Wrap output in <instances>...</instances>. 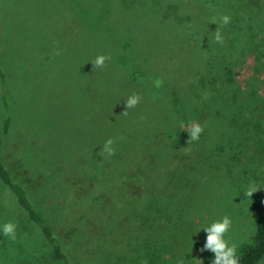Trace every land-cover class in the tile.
<instances>
[{
  "label": "rangeland",
  "instance_id": "374dc122",
  "mask_svg": "<svg viewBox=\"0 0 264 264\" xmlns=\"http://www.w3.org/2000/svg\"><path fill=\"white\" fill-rule=\"evenodd\" d=\"M95 1V7L101 2L108 7L118 0ZM163 1L120 0L116 5L120 26L114 24L111 30L120 35V58H125L118 70L112 60L102 67L91 63L100 54L107 57L109 46L96 50L92 46L96 37L87 25L82 30L84 23L79 21L74 26L71 21L61 31L51 26L52 36L46 32L42 37L49 56L37 46L22 44L14 57L11 8L15 4L19 13L24 3L0 0V57L10 62L13 56L19 64L28 59L37 62L32 73L17 77L21 101L11 106L8 134L3 131L7 114L0 100V159L67 243L73 264H178L184 257L183 264H211L214 254L201 251L206 233L198 229L203 223L222 215L232 217L229 236L239 250L252 241L256 222L264 215V187L250 198L241 192L251 182L264 186V1L190 0L186 4L182 0L173 15L184 24L191 21L187 18L197 24L183 29L184 35L170 32L171 26L163 31L156 26L153 6ZM175 2L179 0L168 3ZM223 14H231L232 20L227 34L222 33L221 45L213 36L224 25L213 21ZM205 60L222 68V74L214 71L213 76L231 102L217 126L229 141H166L161 134L166 122L171 123V114L164 108L169 103L159 90L161 83L167 88L179 84L192 92L191 75L208 68ZM136 70L144 76L141 80L135 79ZM27 76L29 86L24 81L23 89L20 81ZM229 78L234 82L230 84ZM132 94L140 102L126 110L124 102ZM190 95L187 104L195 93ZM208 106L199 105L204 111ZM108 139L114 141L111 156L102 150ZM150 146V166L144 170L150 185L163 186L159 193L155 189L148 194L160 196L163 204L158 207L148 201L131 218L120 220V171L126 167L141 175L144 170H139L135 157L143 158ZM73 193L87 198L72 208L68 199ZM10 204L0 185V209H9ZM96 207L107 222L112 218L114 223L103 225L108 232L91 234L101 216L97 213L87 235L77 236L83 209ZM193 216L196 222L190 219ZM114 227L120 228L121 236L120 231L111 233ZM25 234L32 239L35 233L28 229ZM131 236L138 249L122 253L121 248L131 246ZM257 264H264V257Z\"/></svg>",
  "mask_w": 264,
  "mask_h": 264
},
{
  "label": "trees",
  "instance_id": "16d2710c",
  "mask_svg": "<svg viewBox=\"0 0 264 264\" xmlns=\"http://www.w3.org/2000/svg\"><path fill=\"white\" fill-rule=\"evenodd\" d=\"M94 1L95 0L88 2L78 0H44L42 2L41 0H22L24 7H22L19 13L15 12L14 4L11 8L10 15V28L13 31L12 38L14 42L12 44L13 49H11L13 56L20 54L22 44L37 46L36 48L39 47L44 55L47 54L49 56L47 51L48 46L45 44L42 37L46 36V32L49 37L52 36L51 33H49V30H52L51 26L54 30L61 31L72 24L74 26V23L77 25L76 23L79 21L81 25L84 23V26H81L82 30H84L87 25L88 30L96 37V42L92 44L96 50L102 48L104 44L109 46V48L106 47L108 50L106 55L110 57L107 61L112 60L116 64L117 69L120 70V62L124 63L125 59L123 57L120 58V35L113 34L111 30L114 29L112 28L114 24L115 26H120V17L117 16L116 8L120 0L113 1V3L110 4L111 6L108 7H105V3L102 2L99 6L95 7V2L98 1ZM189 1L190 0H187L186 4ZM163 2L165 3L162 5L159 3L153 6V13L155 15L154 17H156L155 21L158 28L162 30L163 28L171 26L173 30H170V32L184 35L183 29L186 30L189 29L190 26L193 28L197 26L193 18H187L193 22L187 21L185 22L186 24H184L183 19L179 21L181 17L177 18L173 15L174 12L182 6V0L175 2L174 5L168 3L169 0ZM195 8L194 10H196ZM229 15L231 16V14ZM210 21H212V19H210ZM226 26L227 25H224V28L221 27V33L225 35L228 31ZM100 29L102 31H100ZM13 56H11L10 62H8V58L0 57V100L7 114L3 126V131L6 134L9 133L12 127L10 117V113L12 112L11 106H15L20 100L18 89H16L17 77L23 73H32L31 70L34 69L33 67L37 63L36 60L32 61L28 59L24 63L19 64V59L17 62ZM61 62L62 60L59 58L57 63L61 64ZM206 62L208 64H205L208 67L207 69L203 71L194 70L191 75V90L195 93L192 98V103L187 104L186 101L187 98H190L192 95H190V93L192 92L180 89L179 84H176L178 88H167L162 82L161 89L158 88L160 91L162 90L164 100L169 103L168 106L164 105V108L171 114V123H169V121L166 122V127L162 130L161 134V138L166 139V141L189 140L190 137L187 130L179 126L181 121H198L204 126V131L199 141H229L227 137L224 138L217 126L218 121L226 118V108L229 107L231 102L229 98L225 96L228 91L225 92V90L220 87L218 83L219 80H215L216 78L213 76L214 71H216V73L218 72V74H222V68L217 66V64L210 63V60ZM21 66H24L22 71L19 70ZM140 73L141 72L138 71L135 73L136 80H141L144 77ZM41 76L43 77L42 73L38 75V78L40 79ZM29 77L27 76L26 79L20 81L23 83L21 85L23 89L26 88L24 81L29 86ZM228 80L230 84L234 82L232 78ZM155 91L157 92V90ZM220 99H223V101L221 102ZM199 103L204 106L209 105L207 110L204 111L203 108H200ZM172 133L176 134L170 136L169 134ZM125 148L126 146L123 147V149ZM145 150L144 155H142L143 158L139 157L140 159H138V156L135 157V159L137 158L136 161L141 165V167L139 166V170H144V168L150 166L147 158L150 156L151 152H153V148L150 146ZM148 177L149 174L147 170H144L141 175L129 172L126 167H123L122 171H120V197H122V199L120 198V212H118L120 220L123 218H131L130 215L138 209V206H142L148 201H150L149 203L153 204V206L160 207L159 205L163 204L161 203L162 200L160 196L154 198V196L151 197V195L148 194L150 191L151 193L152 191L154 192L155 189H158L157 193H159L162 190L163 183H159L160 187H154V185H150ZM0 185L7 191L11 200L9 209L8 207L0 209V223L13 221L18 225L17 237L15 240H11L0 234V264H73V262H71L67 243H65L64 239L57 233V230L49 224L45 213L34 204L28 189L15 180L1 159ZM134 188L138 190H133ZM69 197L71 198L68 199V203L72 201L70 207L73 208L74 206L80 205V203L84 201L83 198H87V195L73 193L69 195ZM98 209L99 207L83 209L84 214L81 218L82 223L78 226V229L75 230L77 236L87 235L86 233L90 222L95 221L94 219L92 220V218H94V215L96 216L100 213L101 216L97 220L95 226L96 230L90 233L108 232V228H104V226L114 223L115 219L111 218V223L107 222L105 215ZM5 213L8 214L9 217L3 216ZM11 215H13L15 219H12ZM120 225L122 224L120 223ZM120 228H123V225ZM120 228L114 227V229H111V233L117 235L120 231L121 236L122 231L119 230ZM28 229H31V231L35 233L32 239H28L25 236V232L27 233ZM129 231L125 229V232ZM133 237L134 236L128 238V240L132 239L131 246L128 248H121L120 251L122 253H125V251L131 248L138 249L136 243L137 235L135 237L136 240ZM39 243H41L40 246L38 245ZM43 250L45 251L44 253H42ZM238 253L240 255V264H257L264 257V215L259 217L256 222V232L252 241L241 246ZM124 258L128 259V257ZM156 260L160 261V259L157 258ZM107 264H111V262L108 261Z\"/></svg>",
  "mask_w": 264,
  "mask_h": 264
},
{
  "label": "clouds",
  "instance_id": "9594fccd",
  "mask_svg": "<svg viewBox=\"0 0 264 264\" xmlns=\"http://www.w3.org/2000/svg\"><path fill=\"white\" fill-rule=\"evenodd\" d=\"M232 17L227 14L220 15L218 21H213V24L219 23L223 25H228L231 23ZM213 39L218 44H223L224 37L220 30L217 28L214 32ZM107 59L104 55H98L95 57L94 61L91 63L96 67H102ZM156 85L159 86L161 81L157 80ZM140 97L136 94L128 96L124 102L126 110L134 108L140 102ZM126 112V111H124ZM179 126L187 130L190 142L199 141L201 134L204 131V126L198 121L184 122L181 121ZM176 133L169 134L175 135ZM114 141L108 139L103 144V151L109 156L114 154L113 148ZM261 186L256 182H251L245 186L241 192L246 197H251L253 193L257 192ZM193 222H196L197 217H190ZM233 226V219L229 215H222L218 218L208 219L207 222L203 223L198 232L203 230L206 233L205 243L201 251H210L214 254L211 264H240V255L238 253V244L231 240L229 233ZM0 234L11 240H15L17 237V225L13 221H7L0 223ZM185 257L178 262V264H183Z\"/></svg>",
  "mask_w": 264,
  "mask_h": 264
}]
</instances>
